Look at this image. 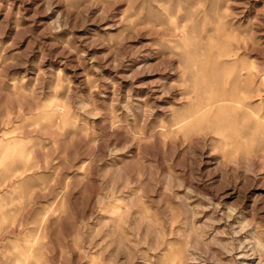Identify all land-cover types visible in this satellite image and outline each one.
<instances>
[{"label":"rangeland","instance_id":"374dc122","mask_svg":"<svg viewBox=\"0 0 264 264\" xmlns=\"http://www.w3.org/2000/svg\"><path fill=\"white\" fill-rule=\"evenodd\" d=\"M0 264H264V0H0Z\"/></svg>","mask_w":264,"mask_h":264}]
</instances>
